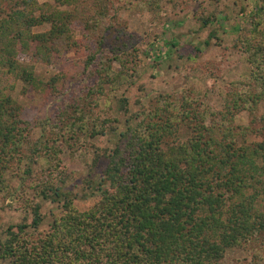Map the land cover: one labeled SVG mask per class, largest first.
I'll list each match as a JSON object with an SVG mask.
<instances>
[{
    "label": "trees",
    "instance_id": "obj_1",
    "mask_svg": "<svg viewBox=\"0 0 264 264\" xmlns=\"http://www.w3.org/2000/svg\"><path fill=\"white\" fill-rule=\"evenodd\" d=\"M73 1L55 0L60 6ZM81 15L37 0H0V71L46 96L56 95L60 77L40 81L35 64L50 65L61 56L56 45L70 41V25ZM262 16L264 5H255L250 27L241 28L234 42L251 72L236 84L240 89L227 92L222 110L187 97L174 115L165 102L154 113L143 112L134 127L128 124L112 150L101 155L95 149L92 171L102 158L108 162L97 181L100 199L84 212L61 189L66 169L60 149L31 140L34 125L22 118L17 101L0 90V204L14 190L9 173L20 187L31 183L39 198L63 202L62 214L37 239L26 232L28 225H10L5 239L0 238V264H220L233 249L252 250L258 259L264 253V116L256 114L264 100ZM215 20L213 14L199 18L203 26ZM46 25V32H33ZM109 30H101L96 41L84 36L68 46L84 78L97 80L96 92L63 101L54 124L77 152L91 146L87 140L107 134V128L116 131L109 119L95 114L98 100L105 87L113 92L127 81L126 72H115L111 65L124 68L125 61L136 62V48L121 41L119 32L111 37ZM22 57L30 63H22ZM126 102L118 100L120 110ZM242 111L251 117L248 124L236 122ZM176 124L192 136L170 143ZM30 208L37 229L40 206Z\"/></svg>",
    "mask_w": 264,
    "mask_h": 264
},
{
    "label": "rangeland",
    "instance_id": "obj_2",
    "mask_svg": "<svg viewBox=\"0 0 264 264\" xmlns=\"http://www.w3.org/2000/svg\"><path fill=\"white\" fill-rule=\"evenodd\" d=\"M37 2L73 15L77 10L82 14L70 25V41L63 39L56 45L61 56L53 59L50 65L35 64V76L40 81L45 83L55 76L60 77L57 94L46 96L2 71L0 90L17 101L22 109V118L34 125L31 140L42 139L48 141V146L60 149L59 158L66 169L61 189L70 193L73 206L79 212L89 210L100 199L97 181L102 178L108 161L102 158L92 171L90 166L95 149H101V155L112 150L119 144L120 134L127 125L134 127L143 112L154 113L159 106L169 102V111L176 115L182 98L187 97L192 99L191 102H203L215 111L222 110L227 92L232 88L240 89L236 84L244 83L251 72L246 55L242 49L234 47V42L241 28L250 27L248 16L255 5H264V0H75V5L64 6L55 0ZM209 14H213L216 20L203 26L199 18ZM260 21L264 28V16ZM107 27L111 37L119 32L121 41L136 48L137 58L133 64L125 61L124 68L117 62L111 65L115 72H126L123 77L127 81L113 92L105 87L98 100L95 114L109 119L110 126L116 131L107 128V134L87 140L91 146H84L77 152L63 141L66 134L54 124L63 101L71 102L77 94L84 96L88 92H96L97 80L84 78L82 69L75 66L77 57L68 46L72 41L85 39L84 36L96 41L100 31ZM48 29L46 25L34 28L33 32L41 33ZM20 61L30 63L26 57ZM98 97L92 96L93 101ZM122 98L127 102L120 110L118 100ZM257 108L256 114L264 116V100ZM135 115H138L136 119ZM250 118L247 111H242L236 122L248 124ZM114 120L118 122H112ZM176 127L175 137L169 140L170 143L185 141L192 136L191 131L181 124H176ZM41 172L42 168L37 165L35 173L39 176ZM7 177L11 179L14 190L0 204L3 207L0 208V238L5 239L4 232L10 225L20 223L29 226L26 232L32 239L49 232L53 219L62 214L63 202L43 200L29 187L31 183L20 187L10 173ZM35 204L40 206L42 217L37 229L32 227L30 208ZM259 255L257 259L252 250L233 249L227 251L220 264H264V253Z\"/></svg>",
    "mask_w": 264,
    "mask_h": 264
}]
</instances>
